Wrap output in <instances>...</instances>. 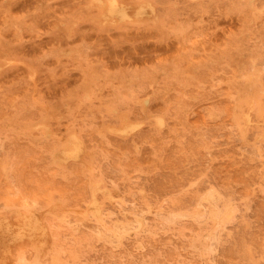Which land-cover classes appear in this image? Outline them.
I'll return each instance as SVG.
<instances>
[{
	"label": "rangeland",
	"instance_id": "rangeland-1",
	"mask_svg": "<svg viewBox=\"0 0 264 264\" xmlns=\"http://www.w3.org/2000/svg\"><path fill=\"white\" fill-rule=\"evenodd\" d=\"M0 264H264V0H0Z\"/></svg>",
	"mask_w": 264,
	"mask_h": 264
},
{
	"label": "bare ground",
	"instance_id": "bare-ground-1",
	"mask_svg": "<svg viewBox=\"0 0 264 264\" xmlns=\"http://www.w3.org/2000/svg\"><path fill=\"white\" fill-rule=\"evenodd\" d=\"M116 1H114V3H115ZM116 4H117V2H116ZM112 5H113V1H112ZM117 6V5H116ZM120 6V5H119ZM115 7V5H113V7H111V5H110V7L109 8H114ZM124 7V6H123ZM118 8V7H117ZM114 9H116V8H114ZM122 10L124 9V8H121ZM118 10H120V9H116V11H118ZM111 11H112V9H111ZM120 12V11H119ZM123 12V11H122ZM116 13V12H115ZM128 16V15H127ZM76 146H74V148H75ZM69 150V149H68ZM75 150H77V147L75 148ZM74 150V151H75ZM73 150L71 151V152H74ZM70 152V153H71Z\"/></svg>",
	"mask_w": 264,
	"mask_h": 264
}]
</instances>
